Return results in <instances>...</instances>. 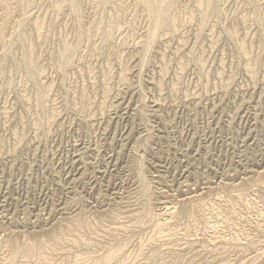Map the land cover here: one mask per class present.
I'll return each mask as SVG.
<instances>
[{"label":"rangeland","instance_id":"rangeland-1","mask_svg":"<svg viewBox=\"0 0 264 264\" xmlns=\"http://www.w3.org/2000/svg\"><path fill=\"white\" fill-rule=\"evenodd\" d=\"M201 1L0 0V264L262 256L264 0Z\"/></svg>","mask_w":264,"mask_h":264},{"label":"bare ground","instance_id":"bare-ground-1","mask_svg":"<svg viewBox=\"0 0 264 264\" xmlns=\"http://www.w3.org/2000/svg\"><path fill=\"white\" fill-rule=\"evenodd\" d=\"M26 2L24 3V7H26L27 6V8H25V9H28L29 8V6L31 5V4H33L34 2V0H25ZM138 2H139V4L140 5H142L145 9H146V11L148 12L146 15H149V17H150V19H151V28H150V31H149V29H148V32H149V35H148V40H147V45H151V44H153V42H155L156 41V38H157V36H159L158 34H160L159 32L161 31V30H164L163 28L167 25V23H169V22H172V24H174L175 23V21H174V19H172V18H170L169 17V13L171 12L170 10H173V8L175 9L176 7H177V4H178V2H177V0H137ZM213 2H214V0H202L201 1V3H200V5H199V7L200 8H203V9H205V12H204V14L202 13V10H201V13L200 14H203L205 17H208L209 15H208V13L207 12H209L210 11V16L212 15V11L214 12V13H216V8H215V6H214V4H213ZM216 3L217 2H219V1H215ZM218 4V3H217ZM33 6V5H32ZM70 6H71V9H72V12L74 13V14H76V15H78L79 14V9H78V2H77V0H70ZM141 6V7H142ZM142 7V8H143ZM218 7V6H217ZM219 8V7H218ZM31 9V8H30ZM198 9V8H197ZM207 10V11H206ZM197 11H199V10H197ZM219 12V10L217 11V13ZM146 13V12H145ZM209 19V18H208ZM205 21V20H204ZM150 22V21H149ZM80 32V31H79ZM81 34V33H80ZM79 34V35H80ZM234 34V33H233ZM78 35V36H79ZM158 39V38H157ZM83 40V39H82ZM77 41H78V39H77ZM79 42H77V44H78ZM247 43V42H246ZM245 42H240V44H239V51H240V53L242 54V56L245 58V61H246V63H245V68H246V70H247V72H248V74H250L252 77H255L256 76V73H257V61L256 60H254L253 58V56H252V54H251V47L248 45V44H246ZM143 44V43H142ZM156 44V43H155ZM79 45V44H78ZM150 47V46H149ZM69 52H71L70 51V48H68L67 46H66V48H65V50H64V52H63V54H62V61H63V65L64 66H67V64L69 63V60H68V53ZM8 54V53H7ZM70 55V54H69ZM7 56V55H6ZM27 59H29V58H27ZM32 59V58H31ZM30 59V60H31ZM25 60V59H24ZM33 60V59H32ZM199 61H200V63H204L203 62V58L202 57H200L199 58ZM30 64L32 65V63L30 62ZM63 65H62V67H63ZM30 66V65H29ZM36 69V68H35ZM136 69V68H135ZM124 70H126V69H124ZM164 71V70H163ZM166 71V70H165ZM30 72H31V76L32 77H34L35 76V72H34V70H33V68H32V70H30ZM126 73V72H125ZM37 75V74H36ZM124 76V75H123ZM122 76V78H121V80L122 81H125L126 79V77L124 78ZM128 77V76H127ZM128 79V78H127ZM253 79V78H252ZM130 80V79H129ZM127 81V80H126ZM49 91H50V86H45L44 87V89H43V91L41 92V93H38L37 95H36V100L34 101V107H35V109H36V112H37V114H40V109H41V107H42V105H44L45 104V99H46V97H47V94L49 93ZM128 106V105H127ZM124 110V109H123ZM127 111V110H126ZM54 119V117H51L50 118V120H53ZM125 132V131H124ZM129 133V132H128ZM125 138V137H124ZM144 138V137H143ZM81 151V150H80ZM83 151V150H82ZM80 153V152H79ZM85 154V153H84ZM80 155V154H79ZM77 156H78V154H77ZM76 157V156H75ZM115 158V157H114ZM75 159V158H74ZM76 163V162H75ZM115 163V162H114ZM84 164V163H83ZM73 165V164H72ZM81 166V165H80ZM110 166V165H109ZM83 167V166H82ZM80 168V167H79ZM72 170V169H71ZM255 172V171H254ZM263 172V171H262ZM76 173V172H75ZM261 173V172H260ZM258 174V173H257ZM263 174V173H262ZM69 175H70V173H69ZM261 175V174H260ZM259 176V175H258ZM257 177V176H256ZM255 177V178H256ZM78 178H80V177H78ZM249 178V177H248ZM247 178V179H248ZM260 178V177H259ZM77 179V178H76ZM257 179V178H256ZM143 180H145V179H143ZM244 181H246V180H244ZM72 182H74V181H72ZM248 182V181H247ZM71 183V182H70ZM243 183V182H242ZM144 184H145V182H144ZM144 184H142V185H144ZM225 184V183H224ZM227 184V183H226ZM244 184V183H243ZM231 185V184H230ZM233 185V184H232ZM237 185V184H236ZM242 185V184H241ZM240 185V186H241ZM219 186V185H218ZM222 186V185H221ZM224 186V185H223ZM235 186V185H234ZM144 187V186H143ZM146 187H147V185H146ZM226 187V186H225ZM230 187H232V186H230ZM235 188V187H234ZM147 189V188H146ZM142 190H144V189H142ZM215 190V189H214ZM142 192H144V191H142ZM148 192V191H147ZM217 192V191H216ZM204 193V192H203ZM144 194V193H143ZM145 195V194H144ZM187 198V197H186ZM185 198V199H186ZM190 198V197H189ZM189 200V199H188ZM183 201V200H182ZM60 207H62V206H60ZM169 208V207H168ZM62 209V208H61ZM175 209V208H174ZM64 210V209H63ZM150 210V209H149ZM149 210H147V211H149ZM61 211V210H60ZM146 211V212H147ZM78 212V211H77ZM165 212V211H164ZM79 213V212H78ZM173 213V212H172ZM77 214V213H76ZM149 214V213H148ZM150 216H151V212H150V214H149ZM156 216H158V215H156ZM69 217V216H68ZM144 217V216H143ZM149 216H147V218H148ZM153 218V217H152ZM155 218V217H154ZM157 218V217H156ZM157 219H160V218H157ZM147 220V219H146ZM153 220V219H152ZM156 221V220H155ZM158 221V220H157ZM160 224L162 223V222H159ZM167 224V223H166ZM169 224V223H168ZM155 227V226H154ZM161 227V226H160ZM157 228V227H156ZM157 230V229H156ZM264 248V247H263ZM256 253V252H255ZM251 257V256H250ZM254 257H256V256H254ZM254 259V258H253ZM249 264H264V252H263V254H262V256H260L259 258H256V259H254V260H251L250 261V263Z\"/></svg>","mask_w":264,"mask_h":264}]
</instances>
